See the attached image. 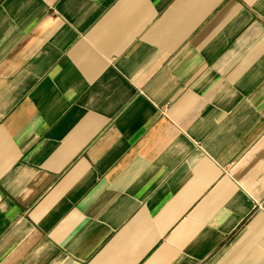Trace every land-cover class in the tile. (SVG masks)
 I'll list each match as a JSON object with an SVG mask.
<instances>
[{
  "label": "crops",
  "instance_id": "crops-1",
  "mask_svg": "<svg viewBox=\"0 0 264 264\" xmlns=\"http://www.w3.org/2000/svg\"><path fill=\"white\" fill-rule=\"evenodd\" d=\"M0 264H264V0H0Z\"/></svg>",
  "mask_w": 264,
  "mask_h": 264
}]
</instances>
